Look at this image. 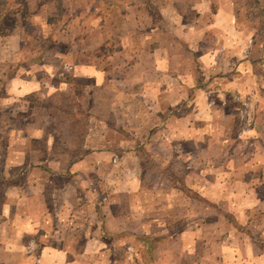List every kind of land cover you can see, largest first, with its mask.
I'll list each match as a JSON object with an SVG mask.
<instances>
[{
    "label": "crops",
    "instance_id": "obj_1",
    "mask_svg": "<svg viewBox=\"0 0 264 264\" xmlns=\"http://www.w3.org/2000/svg\"><path fill=\"white\" fill-rule=\"evenodd\" d=\"M65 1L21 0L17 5L25 13L21 14L20 8L11 11L16 9L13 16L17 25L28 14L43 21L58 5V13L66 8ZM75 4V8L82 5L78 9L92 19L87 29L79 24L78 29L70 27L76 34L99 35L107 48L115 40L122 56L135 52L131 62L120 60L131 72L120 78L128 87L122 83L111 91L116 82L112 81L111 56L96 59L91 50L94 46H85L83 56L76 53L74 59L64 62L61 58L67 47L62 50L55 43L43 53L45 59L51 56L53 61L41 60L22 45V29L14 24L0 29V183L4 184L0 187V264H264V253L258 246L261 234L264 236V190H259L258 180L253 182L258 178L264 185V137L260 134L262 140H254V151L259 145L261 156L255 153L249 158L250 186L244 179V167L229 170L227 165L223 172L220 168L208 172L203 166L205 155L194 149H220L229 143L220 125L222 130L208 136L211 110L226 116L222 108L207 107L208 94L212 93L218 100L247 94L261 102L255 125L264 133V0H77ZM54 18L61 21L59 15ZM76 47L72 43L71 48L81 54L82 48ZM68 63L70 71L63 69ZM101 86V91L93 92ZM55 93L70 95L73 100L84 98L88 122L98 113L95 104L107 107L106 115L111 119H105L103 113L102 118L98 115L103 134L95 136L94 126H88L86 149L80 154L64 149L62 142L53 144L46 124L26 115L30 96L37 107L43 98L56 100ZM73 100L71 106H75ZM179 101L188 112L167 119L166 140L160 139L163 133L158 128L154 129L158 123L147 129L141 126L139 136L135 125L147 123ZM154 143L169 149L166 155H172V162L166 163V170H180L172 179L177 176L182 180L181 194L188 196L196 190L195 194L211 205L208 212L212 213L230 205L237 225H244L238 216L249 212L246 225H250L251 234L238 233V238L248 237L239 239L236 252L227 250L221 255L222 236L216 234L210 248L219 255L204 254L202 228L216 229L215 214L203 218L205 208L197 206L201 211L190 215L187 204L173 213L169 199L149 198L154 191L144 189L141 169L131 167L143 163V155L130 149L148 148ZM188 145L189 149H181L180 154L175 148ZM257 166L262 173L254 175ZM95 169L103 173H95ZM99 178L108 191V203L95 211L90 203L89 220L80 230L62 226L53 234L51 202L62 221L78 193L89 198L87 188ZM173 181H168V192L175 191ZM196 184L198 189L193 188ZM179 219L182 228L173 229ZM192 228H199L196 240ZM194 241L198 246L191 251ZM128 247L135 250L133 262L127 259Z\"/></svg>",
    "mask_w": 264,
    "mask_h": 264
},
{
    "label": "rangeland",
    "instance_id": "obj_2",
    "mask_svg": "<svg viewBox=\"0 0 264 264\" xmlns=\"http://www.w3.org/2000/svg\"><path fill=\"white\" fill-rule=\"evenodd\" d=\"M21 0H0V29L1 28H6V27H12L13 24L19 29H22L24 31V34H22L24 39L22 41V45L27 48H29V53L32 54H38L39 58L42 60H49L53 61L51 56L47 57L46 59L43 57L44 56V51L47 48H50L53 46V44L56 43L57 47L65 50L67 49V52H64L62 55V60L64 62H70V59H74L76 55L78 54L79 56H83L85 54V51L87 48L85 46H94L92 47L91 50H94L93 53L97 56L96 59L103 58L105 59V56L108 57L110 55L111 59V71H114L112 73V81L114 82L111 91H115L114 88L119 87V85H122V81L120 78H124L123 75H126L125 72L131 74L129 69L127 70L128 64H120V60L122 62H131L132 59L135 58L134 54L135 52L131 51L130 55L122 56V51L119 53L117 52V43L118 42H113V45L109 44V48L104 47V43L100 40L99 35H89L86 33H80L76 34L74 29H78L79 26L80 28L87 29L88 25L92 23V19H88L89 15L86 12H82L80 9H82V5L77 6L75 3H77V0H68L63 2L66 8H64L60 13H58L59 9L61 8V5H58V11L56 9H51V11L47 12V18H45L43 21L38 20V18L33 17V15L28 14L26 17H24L25 21L19 22V24H16L15 17V10L12 8H20V13L24 14L25 12L23 11V7L17 5V3H21ZM86 5V3H84ZM83 5V6H84ZM149 5V4H148ZM88 6V5H86ZM60 7V8H59ZM80 7V9H78ZM78 9V10H77ZM18 10V13H19ZM57 11V12H56ZM59 15V19L61 21H58L57 19L54 18V15ZM100 11H98V16L100 17ZM56 17V16H55ZM101 20H103L101 18ZM252 19H250V23ZM256 21V20H255ZM257 23V21L255 22ZM76 24H79L76 25ZM88 24V25H87ZM7 25V26H6ZM70 27H75L71 29ZM50 28V29H49ZM72 30V31H71ZM81 30V29H80ZM67 31V32H66ZM3 32V31H2ZM48 32V33H47ZM62 33V34H61ZM71 33V35L69 34ZM112 41V40H111ZM72 43L74 46L76 45V49H81L82 52L81 54L79 51H74L71 48ZM60 46V47H59ZM64 46L67 48L64 49ZM57 48V49H58ZM104 48V49H103ZM68 49H72L70 52ZM103 49V50H102ZM42 50V53L40 52ZM99 50V51H98ZM74 51V52H73ZM77 53V54H76ZM137 55V53H136ZM124 71H122V69ZM64 70L70 71L72 70V66L68 63L65 64L63 67ZM121 72V73H120ZM67 74H70V72H67ZM64 76V75H63ZM123 80V79H122ZM87 83L89 80H85ZM112 82V83H113ZM123 86L128 87V84L123 83ZM101 88L95 89L93 92L96 91H101ZM78 94V93H77ZM81 94V92L79 93ZM78 94V95H79ZM94 94V93H93ZM56 100L52 99H46L43 98L39 102L37 107L35 105V98L32 96L29 97L28 102L30 105V109H28V112L26 115L30 114L29 119L30 120H35V121H40L44 124H46V127L48 128V136L51 139V142L53 144L62 142L65 145L64 149H69L73 151V153H82L86 148V142L84 141L87 138V127L88 126H94L95 128V136H100L103 134L102 128V122H99L98 115H101L100 117L102 118V113L105 116V119H111V117L106 115L107 107H103V105L97 103L93 106L95 113L96 111L99 113H96L97 115L94 116V119L92 121L87 120V114H85V99L80 98L78 100L74 99L71 97L69 99L70 95H67L65 97L64 95L55 93ZM239 94H232L229 95V97L222 98L218 100V98L215 97V95L208 94L207 97V107L208 108H222L226 116L222 117L221 115L218 116L214 112L217 111L216 109L211 110L210 114V119L208 120V136L213 137L215 135L214 130H222L223 128V135L227 138H229V143L225 144L222 146L220 149H215L213 147L205 146V147H199V148H194L200 151V153L205 155V163H203V166H205V169L208 172H211L210 170H214L217 168H220V171L224 169L227 165L231 166L229 170L232 168H237V167H244L245 173H244V179L247 181V185L250 186V170H249V158H251L255 153L258 154V156H261V151H260V146H256V151L255 150V143L254 140H262L260 137L261 135L264 137V133H259L257 130V124L256 123V113L257 110H259L263 107L261 102L260 104L258 101L254 100L252 97L246 95L238 96ZM96 96V93L94 94ZM65 97V98H63ZM75 106H71L70 104L72 103ZM257 103H256V102ZM101 102V100H100ZM102 103V102H101ZM57 104V105H56ZM56 105V106H55ZM149 104H145V106H148ZM189 110V108H188ZM36 111L38 112V115H36ZM187 111L186 107L183 106L182 101H179L175 103L173 106H169L167 108H163L161 111L158 112L157 115H153L151 119H148V122H143L141 125H135V129L139 133L142 132L141 126H145L146 129L150 125H156L154 129L158 128L160 134V139L166 140L167 138V130H166V123L167 119L170 117H181ZM79 112L78 114H70ZM188 112V111H187ZM207 110H205V114L207 115ZM27 117V116H26ZM100 118V119H101ZM201 118V117H200ZM226 118V119H223ZM202 121V120H201ZM106 123H108V127L112 128V125H109L110 122L108 120H105ZM219 125L222 127L219 129ZM66 130V131H65ZM156 133V132H155ZM154 133V134H155ZM159 133H157V136H159ZM220 133V132H218ZM261 134V135H260ZM135 135V133H133ZM1 136V134H0ZM108 138L112 139L111 135H107ZM133 138H137L136 135L133 136ZM135 140V139H133ZM41 140H39V144L37 145L39 148L41 146L40 143ZM96 142V140H95ZM101 142V140H99ZM56 145V144H55ZM189 145L181 148V147H175L176 150H178L180 154L181 149H189ZM209 147V148H208ZM97 148V147H94ZM192 149V148H190ZM132 150L135 154L139 153L140 156L143 155L144 161L143 163H138V164H131V167H139L141 169V173L144 176V189L149 190V191H154V193L149 196V198H154L155 201H166V199H169L170 201V206L171 210H173V213H178L182 205H189L190 208V215L196 214L197 206L201 208H205L203 211V218L207 215H216V229L214 228H202L201 234L205 236V244H203V248L205 249L206 255H219V253L216 250H213L210 248L212 244L214 243L215 239L214 236L221 235V249H220V254L225 255V252L227 250L231 251H237V244L236 243H241L239 239L247 238L251 234V229L250 225L246 223L248 222L249 218V212L241 213L238 212L236 216L241 213L243 215H239L237 220H241V222H244V225H237V222L235 221V212L230 210V205H226L228 207H220L217 205V208L220 207V210H216V213L208 212L212 211L211 205L203 201V198L200 197L201 195L195 194L194 189L191 191H194L189 193L188 196H185L181 194V189H182V180L175 176L174 181H175V191L172 193L173 190L169 191L171 189V184H168V181H173V175L178 173L180 170H174L172 172L171 170L167 168L168 165L166 163H171L172 161L170 160L172 155L168 154V157L166 155L167 151L169 152V149H166L164 146H157L152 145L149 146L148 148H141V147H133ZM166 151V152H165ZM191 155V152H189ZM142 154V155H141ZM215 156V157H214ZM118 157V156H116ZM238 158V159H237ZM234 159V161H233ZM117 159L113 157L112 162L115 163ZM235 162V163H234ZM221 164V165H220ZM244 165V166H243ZM223 166V167H222ZM253 166V165H251ZM178 167V166H177ZM175 168V167H174ZM176 169V168H175ZM165 170L167 172H165ZM254 175L262 173L260 170V166H257L254 169ZM223 172V171H221ZM95 173L101 174L103 173L102 171H96ZM253 175V177H254ZM98 176V175H97ZM169 180H168V178ZM227 178H224L226 180ZM98 180V179H97ZM256 180H258V188L260 191L264 190L262 185L263 181H260L258 178H254L253 182L256 184ZM173 181V182H174ZM100 182V183H99ZM102 179L99 178L98 181L92 182L88 186V190L90 192V199L85 196L83 193L80 194L78 193L77 197L75 198L74 205L73 207L70 208V212L68 216L64 220H59L58 217V212L56 210V207L54 205V202H51V216L50 217V222H51V227L53 234L57 233L60 227L65 226L68 228H71L73 230H80L82 223L85 221L89 220V211L87 212V206L91 203L93 206V210L95 211V208H101L104 207L108 201H109V195L108 191L102 187ZM223 184V182H221ZM3 183H0V187H3ZM213 187H217L216 185H213ZM195 189H198L199 187L197 184L193 187ZM160 192V195H155V193ZM168 192L167 195H165ZM209 192V190H208ZM207 192V193H208ZM206 193V196H207ZM261 195V194H259ZM91 200V201H90ZM159 203V202H158ZM226 203V200L221 201V204L224 205ZM163 204H165L163 202ZM199 204V205H198ZM247 205H249V199L247 201ZM162 208L165 209V206L162 205ZM161 208V209H162ZM166 210V209H165ZM165 210L163 211L164 214L162 216H165ZM201 211V210H200ZM198 211V212H200ZM172 213V214H173ZM234 216H232V214ZM171 214V213H170ZM171 214V215H172ZM236 222V225H235ZM192 223V222H190ZM176 226L173 227V229L179 230L182 224V220L179 219V221L175 222ZM196 230V235L194 240H196L198 237V230L199 228H192ZM254 231V230H253ZM252 231V232H253ZM217 232V233H216ZM238 233H245L247 234L245 237L239 236L238 238ZM197 242H192L191 243V251L198 246L196 244ZM199 245H202V242L199 243ZM258 246L264 253V236L261 234L260 237V243H258ZM135 250L133 248L128 247L127 248V259L129 261H134V254ZM237 254H239L237 252Z\"/></svg>",
    "mask_w": 264,
    "mask_h": 264
}]
</instances>
